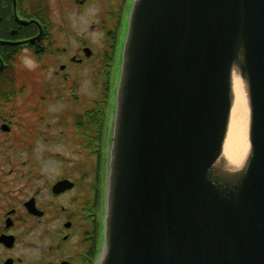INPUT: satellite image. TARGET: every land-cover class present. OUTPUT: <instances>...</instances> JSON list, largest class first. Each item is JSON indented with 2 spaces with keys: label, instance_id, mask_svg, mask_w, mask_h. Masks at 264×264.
<instances>
[{
  "label": "water",
  "instance_id": "water-1",
  "mask_svg": "<svg viewBox=\"0 0 264 264\" xmlns=\"http://www.w3.org/2000/svg\"><path fill=\"white\" fill-rule=\"evenodd\" d=\"M236 79L239 169L224 149ZM98 264H264V0H134Z\"/></svg>",
  "mask_w": 264,
  "mask_h": 264
},
{
  "label": "flooded vegetation",
  "instance_id": "flooded-vegetation-1",
  "mask_svg": "<svg viewBox=\"0 0 264 264\" xmlns=\"http://www.w3.org/2000/svg\"><path fill=\"white\" fill-rule=\"evenodd\" d=\"M118 1L0 0V264H96L104 224L108 84L118 70L131 2L120 7ZM77 28L88 37L82 35L85 44L73 54L67 43ZM97 30L106 46L94 55L88 44ZM76 67L86 68L81 77L92 79L91 90L75 86ZM17 73L27 82L15 87ZM63 144L76 161L55 149Z\"/></svg>",
  "mask_w": 264,
  "mask_h": 264
},
{
  "label": "bare ground",
  "instance_id": "bare-ground-1",
  "mask_svg": "<svg viewBox=\"0 0 264 264\" xmlns=\"http://www.w3.org/2000/svg\"><path fill=\"white\" fill-rule=\"evenodd\" d=\"M234 88L235 103L231 115L230 131L224 149L231 166L239 169L243 166L250 147V115L246 92L239 79L235 80Z\"/></svg>",
  "mask_w": 264,
  "mask_h": 264
},
{
  "label": "rangeland",
  "instance_id": "rangeland-1",
  "mask_svg": "<svg viewBox=\"0 0 264 264\" xmlns=\"http://www.w3.org/2000/svg\"><path fill=\"white\" fill-rule=\"evenodd\" d=\"M117 3H119V6L121 7L122 6V4H123V0H119ZM114 4V2H112V5ZM98 4H96V6H97ZM93 11V10H92ZM90 12H91V10H90ZM89 12V13H90ZM87 20H84V22H86ZM116 21H117V19L114 21V24L116 25ZM114 26V25H113ZM116 27V26H115ZM82 35H83V37H88V34H86V29H81V28H77L76 29V33L75 34H72L71 35V38L68 40V43H67V46H69V45H71L72 46V48H68V49H70L71 50V52L70 53H72V51H73V54H76L79 50H80V48L81 47H83L84 46V44L85 43H83L84 42V38L82 37ZM64 36V35H63ZM93 37L95 38L94 39V41H92L91 42V40H90V42H89V46H94L93 48H92V50H93V52L95 53L94 55H96V54H98L99 53V50L101 51V47L103 46H106V45H104L102 42V40H101V38L99 37V33H98V30H97V33H96V35H93ZM91 38V37H90ZM63 39L65 40L66 39V36H64L63 37ZM75 42L74 43V46L72 45V42ZM107 42L109 43V40H107ZM107 43V44H108ZM73 49V50H72ZM93 60V59H92ZM92 60L90 61V63H92ZM98 61H96V63H97ZM52 65L53 66H57V63H52ZM17 71V70H16ZM74 72V74H77V76L79 77V80L78 79H75V81H76V83H75V86H77V87H79L80 88V91H82L83 90V92H84V87H86L87 89H89V90H91L92 88H91V86H90V83L92 82V79H91V81L90 82H87L85 79H83L81 76L82 75H84L85 73H86V68H83V67H79V68H75L74 70H73ZM88 71V70H87ZM116 72H117V70H116ZM98 73V72H97ZM111 73H112V71H111ZM88 75V74H87ZM98 75H99V81H100V84H101V88L103 89L104 88V86H105V82L107 83V76H106V71H104V69H103V72L102 73H98ZM89 76V75H88ZM17 77L19 78V79H17L16 80V82H15V84H14V86L15 87H18V86H22L23 85V83L21 84V81L22 82H27V81H25L26 79H23V78H21V75H19L18 73H17ZM80 77H81V80H80ZM110 77L111 78H114V74H110ZM110 87H111V84L109 83L108 84ZM107 86V85H106ZM91 89H90V88ZM17 102H18V100H17ZM58 105V107L56 108V109H58L59 107L62 109L63 107L60 105V104H57ZM80 110H81V108H80ZM48 131H50V128L48 129ZM56 134V132H48V136H50V135H55ZM6 142V141H5ZM4 142V143H5ZM3 142H0V146H1V144H2ZM52 148V145H50L49 146V149H51ZM56 150H58V151H61V153H63L64 155H66V156H70L71 158H72V160H74V161H76L77 160V156L76 155H70V152L71 151H69V150H71L67 145H60L58 148H55ZM93 164V162H91L90 163V165H92ZM89 165V166H90ZM2 166H5L2 162H0V167H2ZM47 166H52V164H51V162H48L47 163Z\"/></svg>",
  "mask_w": 264,
  "mask_h": 264
}]
</instances>
